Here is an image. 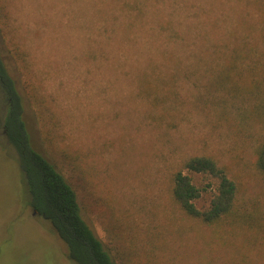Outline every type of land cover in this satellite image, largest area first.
<instances>
[{
  "label": "rangeland",
  "instance_id": "374dc122",
  "mask_svg": "<svg viewBox=\"0 0 264 264\" xmlns=\"http://www.w3.org/2000/svg\"><path fill=\"white\" fill-rule=\"evenodd\" d=\"M261 13L252 0H0V57L32 144L115 264H264V126L243 123L242 102L214 77L227 41H256ZM7 111L0 99V264H78L27 203ZM205 154L239 186L221 224L172 201L173 172ZM184 171L208 207L218 181Z\"/></svg>",
  "mask_w": 264,
  "mask_h": 264
},
{
  "label": "trees",
  "instance_id": "16d2710c",
  "mask_svg": "<svg viewBox=\"0 0 264 264\" xmlns=\"http://www.w3.org/2000/svg\"><path fill=\"white\" fill-rule=\"evenodd\" d=\"M252 1L260 12H264V0ZM246 26L251 29L253 24ZM257 37L253 43L246 38L227 41L225 45L228 44L229 51L222 53L223 63L214 77L215 84L225 94L242 102L243 123L256 122L264 126V51L257 56L258 47L264 42V24ZM0 78V99L8 103L5 137L17 153L27 203L51 223L65 242L73 261L78 264H115L103 241L84 218L72 184L45 154L33 146L23 119V105L16 82L4 68L1 57ZM254 163L264 175V140L256 148ZM184 169L208 174L218 181L208 207L201 209L197 206L202 188ZM171 180L172 201L187 217L214 225L227 222L233 216L239 186L230 176L228 167L215 156L189 157L182 168L173 172Z\"/></svg>",
  "mask_w": 264,
  "mask_h": 264
},
{
  "label": "flooded vegetation",
  "instance_id": "af4514ba",
  "mask_svg": "<svg viewBox=\"0 0 264 264\" xmlns=\"http://www.w3.org/2000/svg\"><path fill=\"white\" fill-rule=\"evenodd\" d=\"M0 80H1V78H0ZM6 115H7V112H6V114H5V117H6ZM3 127H4V134H6V126H5V124L3 125Z\"/></svg>",
  "mask_w": 264,
  "mask_h": 264
},
{
  "label": "water",
  "instance_id": "95a60500",
  "mask_svg": "<svg viewBox=\"0 0 264 264\" xmlns=\"http://www.w3.org/2000/svg\"><path fill=\"white\" fill-rule=\"evenodd\" d=\"M34 213H38L39 214V212L37 210H34Z\"/></svg>",
  "mask_w": 264,
  "mask_h": 264
}]
</instances>
